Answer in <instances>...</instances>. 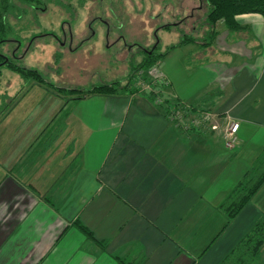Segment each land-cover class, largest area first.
<instances>
[{
  "label": "crops",
  "instance_id": "obj_1",
  "mask_svg": "<svg viewBox=\"0 0 264 264\" xmlns=\"http://www.w3.org/2000/svg\"><path fill=\"white\" fill-rule=\"evenodd\" d=\"M237 19L239 31L219 21L211 45L178 41L158 64L185 118L145 95L94 94L29 124L24 146L0 139V264H222L264 217V184L229 223L222 209L264 151V17ZM214 43L215 62H188ZM207 96L213 115L195 126L188 108Z\"/></svg>",
  "mask_w": 264,
  "mask_h": 264
},
{
  "label": "rangeland",
  "instance_id": "obj_2",
  "mask_svg": "<svg viewBox=\"0 0 264 264\" xmlns=\"http://www.w3.org/2000/svg\"><path fill=\"white\" fill-rule=\"evenodd\" d=\"M60 1L62 3L60 6L48 4L46 11H43L44 6L41 4L29 0H12L11 4H6L7 9L10 10V21L19 22L17 27L22 26L17 30L19 32L21 29L20 32H23L9 34L10 37L25 43L22 50L16 51L17 55H21L29 40L41 31L55 32L59 35L63 29L60 22L69 19L70 14H75V19L71 21L72 38L67 34L62 38L63 41L61 39L59 42L51 40L49 36L33 39L34 49L24 59H17L18 63L41 71L48 82L46 86L23 81L16 72L1 68L3 72L0 74V79H4L2 84L0 83V114H3L10 104L22 95L13 106L14 109L12 110V107L7 114L8 117L4 121L6 125L0 130V139L8 140L10 145L13 142L24 146L26 133L32 132L28 130L29 124L37 126L46 122L47 113L55 108L57 113L63 108L70 94L57 91L55 86L57 89H87L99 83L117 82L119 85H126L133 70L140 66L143 51L151 49L159 41L161 51H164L167 45L180 41L184 34L205 44V36L209 28L206 23L208 10L200 0ZM3 5L5 6V1L0 2L1 9ZM19 15H23L25 22L22 19H15ZM37 19L39 21L41 19V28L37 25ZM91 20L92 29H89ZM165 24L171 25V29L163 28ZM66 30L71 31L70 27ZM200 43L195 44L194 50H201L204 47ZM214 45L215 43L208 50L194 52L188 58V62L202 63L207 54L212 62H215L211 58L213 54L218 55ZM7 46L9 48L2 47V51L12 57L14 45ZM58 51L61 52L62 57L56 65L55 54ZM53 62L55 64L53 67H56L52 69ZM58 65L60 70L56 72ZM142 72V77L146 76L145 79L151 82L155 70L149 68L146 71H139V74ZM206 72L203 71L205 75ZM8 79L11 82H8ZM9 85H12L13 91H17L15 98L7 92ZM148 89L149 87L141 86L133 93L148 97ZM152 96L155 99V101L151 100L152 102L158 105L164 103L162 94L159 96L157 93H152ZM195 113L197 115L199 111ZM26 118L31 119L32 122L26 121ZM211 121L214 122L215 118L212 117ZM18 123L21 125L18 126ZM22 123H25V126ZM9 133L13 136H9ZM8 144L2 146L3 151L1 147L0 150L4 157L9 158L11 154L7 153L10 148ZM2 198L5 199V196L1 195ZM260 261L264 263V251Z\"/></svg>",
  "mask_w": 264,
  "mask_h": 264
},
{
  "label": "trees",
  "instance_id": "obj_3",
  "mask_svg": "<svg viewBox=\"0 0 264 264\" xmlns=\"http://www.w3.org/2000/svg\"><path fill=\"white\" fill-rule=\"evenodd\" d=\"M5 1V6L0 8V74H2L3 69L2 67L16 72L23 81L30 82L31 84H38L40 86H46L48 84L47 80L45 79V75L35 68H29L21 63L17 62V59H24L26 55L34 49V40L36 38H40L42 36H49L51 37V40L59 42L63 37H66L67 34L72 38V23L71 21L75 19V14L71 15L70 18L65 19L62 22H60V25L62 26V31L58 35L55 32L50 31H41L37 34H35L27 43V46L23 50V53L21 55H17L16 51L22 50L24 48V44L22 40H19L17 38L10 37L11 33H17L19 26V22H12L9 19V12L10 10L7 9L6 4H11L12 0H0V2ZM33 2H37L44 6V10H47V5L53 3L56 6L62 5L60 0H29ZM204 6L207 8V14H206V23L208 25L207 29V35L205 36V44H202V42H198L194 40L190 35L184 34V37L180 39L179 44H185V43H200V45H206L209 46L214 41V38L217 34L216 26L219 21H223L224 24L228 29L239 31L241 29V25L237 19L238 15L241 14H247V13H258L261 14L264 17V0H200ZM65 8V6L63 5ZM82 10V9H81ZM82 15V14H81ZM67 16V15H66ZM43 17V16H42ZM22 19L23 15L16 16L15 19ZM14 19V20H15ZM26 19L23 20L25 22ZM70 20V21H69ZM81 20V17H80ZM41 21V19H40ZM39 19H37V25L41 28V22ZM79 21V20H78ZM21 22V21H20ZM77 23V22H76ZM92 20L90 21V25L88 26L89 29H92L91 24ZM165 29H171V25L165 24L163 25ZM38 27V28H39ZM70 27L71 31H67ZM24 28V26H23ZM22 28V29H23ZM19 29V33L23 32ZM25 30V29H23ZM10 34V35H9ZM24 38V37H23ZM85 40V39H84ZM63 41V39H62ZM204 43V42H203ZM14 45L13 47V54L12 57H9L2 51L3 49L9 48L7 45ZM66 44V41H65ZM160 41L155 43L153 47L149 50L143 51V60L140 63V66L135 68L133 72L130 75V79L126 83V85H119L117 82H110V83H99L95 84L94 86L84 89V88H71V89H64L59 88L54 85H50L51 87H54L57 91L63 92L67 94V92L70 94L71 99H79L83 98L89 95L99 94V95H114V94H131L135 90H138V87L136 85V80L140 78L139 71H146L147 69L158 65L160 61L168 54V52L177 45H171L168 46L164 51H161V45ZM56 59L55 63L56 65L59 63L60 58L62 57L61 52H57L55 54ZM54 62L52 64V69ZM56 68V72H59V67ZM50 68V69H51ZM4 78L0 79V83L2 84ZM8 82H11L10 79H8ZM48 86V87H49ZM127 88H130L129 90H125ZM149 92V93H148ZM147 95L150 98V100L155 101L154 97L152 96V93L154 92L148 91ZM162 94L164 103L158 105L165 109L166 115L169 116L172 119L173 114H175L179 110L184 111V118L187 116L186 113V106L182 104L181 102L177 100H170L166 97H164V93L161 92L159 95ZM22 95L18 96L13 103L10 104L8 109L3 113L0 114V120L4 118L5 115L9 113L11 108L17 103V100ZM15 98V97H14ZM13 98V99H14ZM69 98V99H70ZM12 99V100H13ZM211 96H207L202 103L197 105H190V108H188V112H198L204 113V112H212L213 106L208 105L207 103L210 101ZM208 105V106H205ZM173 120V119H172ZM256 168V174L253 176V178L247 182L240 183L230 194V196L227 198V200L222 205V209L226 212L228 216V223L233 220L243 209L244 207L250 202L252 197L260 190L261 186L264 184V151L261 153L260 157L258 158V161L255 164ZM80 228L83 232L87 234H92L91 231H89L84 225L79 224ZM264 246V217H262L241 239V241L238 243V245L227 255V257L224 259L222 264H260L259 262V256L261 253V250Z\"/></svg>",
  "mask_w": 264,
  "mask_h": 264
},
{
  "label": "built area",
  "instance_id": "obj_4",
  "mask_svg": "<svg viewBox=\"0 0 264 264\" xmlns=\"http://www.w3.org/2000/svg\"><path fill=\"white\" fill-rule=\"evenodd\" d=\"M150 69L155 70V72H154L155 75H154V78H152L150 80L151 82H148V80L145 79L146 76H145V78L142 77L143 76V72H142L139 74L140 78H138L136 80V85L138 88L141 86L144 88L149 87V89H148L149 91L160 94L163 91V88L168 84V81L166 80L165 75L161 72L158 65H155V66L151 67ZM183 114H184V111L179 110L173 115L176 119L179 120V119L183 118ZM210 117H211L210 112H204V113H201L198 117H196L192 121V123L195 126H198V124H202L204 121H209ZM238 128H239V124L236 122H232L229 124V126L226 129V133H225V135H226L225 137L227 140L226 144L230 148H232L234 145Z\"/></svg>",
  "mask_w": 264,
  "mask_h": 264
}]
</instances>
